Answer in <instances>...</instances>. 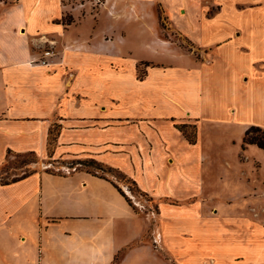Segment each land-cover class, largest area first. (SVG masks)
I'll return each instance as SVG.
<instances>
[{
	"label": "crops",
	"instance_id": "1",
	"mask_svg": "<svg viewBox=\"0 0 264 264\" xmlns=\"http://www.w3.org/2000/svg\"><path fill=\"white\" fill-rule=\"evenodd\" d=\"M30 2L0 7V168L13 154L49 157L56 127L53 157H87L118 169L159 201L166 247L160 253L147 238L151 215H140L113 182L86 170L49 172L42 163L23 179L0 183V264H121V253L145 241L170 264L175 257L180 264H212L211 257L213 264H264V224L245 218L239 230L232 229L237 220L203 217L192 201L199 188L198 160H179L180 149L200 144L206 120L239 125L242 139L253 125L254 105L264 103V92L255 87L264 81V57L252 58L248 31L233 25L222 37L210 32L198 40L202 59H176L180 64L153 69L144 79L133 63L140 57L115 52V39H100L116 27L103 21L121 7L116 0H106L101 20L75 37L65 31L88 18L79 20L77 6ZM47 2L52 4L45 7ZM52 5L55 11L46 10ZM68 13L72 20L64 22ZM217 24L205 20L203 34ZM46 40L57 43L49 67L34 63ZM178 91L188 93V104L196 95L199 111L184 107L159 115V102H177ZM179 119L196 122L195 144L177 128ZM181 164L180 175L175 167ZM176 225L193 238L188 244L175 243Z\"/></svg>",
	"mask_w": 264,
	"mask_h": 264
},
{
	"label": "rangeland",
	"instance_id": "2",
	"mask_svg": "<svg viewBox=\"0 0 264 264\" xmlns=\"http://www.w3.org/2000/svg\"><path fill=\"white\" fill-rule=\"evenodd\" d=\"M16 1L0 0V7L12 6ZM64 1L66 5H69V9L77 6L82 12L79 20L88 17L82 25L77 27L72 25L69 30L65 31L72 37H75L76 31L87 33L96 19L100 21L101 9L106 5V0ZM29 2L30 0H22L25 5L31 4ZM49 4L52 3L47 2L45 7ZM114 4H119L121 7L116 8L112 18L116 16L119 18L113 21L112 18L104 17L103 21L104 26L113 22L116 27L114 30L110 27L108 33L100 35V39L102 41L115 39L113 41L117 48L115 52L122 51L126 57L132 54L140 57L141 59L136 58L133 63L138 70L136 74L144 79L153 69H165L166 64H180L176 59L186 58L187 62L189 59H202L204 50L199 47L198 40L211 36L210 32H218L220 37L225 36L232 32L233 25L248 31L246 41L251 45L252 58L264 57V35L260 33L261 30L264 33V0H116ZM46 10L55 11V8L52 5ZM46 15L47 12L37 16L43 18ZM91 15L93 18H90ZM71 17L73 15L68 13L63 21L68 22ZM205 20H211L220 25L208 27V33L203 34ZM56 44L55 41L46 40L39 47L56 51ZM241 46L243 47L244 44ZM232 53L230 51L225 54ZM70 74L71 82H73L76 73L72 71ZM255 87L256 93L263 95L264 81H260ZM178 93L180 100L177 102H159L157 109L159 115L178 114L184 107H192L194 111H199L201 104L198 103L196 95H193L191 104H188V93L186 94L185 91H178ZM258 94L256 95L261 97ZM254 106L251 116L253 125L248 126L246 130L251 126L264 128V103ZM82 107L79 106V109ZM178 122L181 124L184 121L179 119ZM188 124L196 125V122L192 121ZM240 128L237 124L225 121L206 120L200 130V144L187 150L180 149L179 160L183 164L198 160L196 178L199 188L196 189V196L192 201L199 205V213L203 214V217L205 214L207 220L209 217L222 221L237 220L232 225V229L242 230L250 217L253 223L264 224V151L252 145L243 148L242 129ZM192 131L188 129L189 133ZM49 148L50 155L43 161L31 153L9 156L0 168V183L30 173L42 163L49 172L53 173L70 174L76 170L96 173L119 187L140 215H151L147 238L152 239L160 253H164L166 242L161 227L163 218L157 199L138 189L131 180L127 177L123 178L117 171H109L108 168L111 167L99 163L103 171L97 170V165L91 164L92 159L87 157L66 155L55 158L52 156L53 144ZM175 168L181 175L182 164ZM181 187L184 186H178V189ZM167 201L172 202L173 205H181L173 199H167ZM184 203L187 204V202ZM210 223L214 228L215 222L211 220ZM181 226L176 225L175 243L184 240L182 242L184 246L193 238L185 234L188 233L187 229L184 228L182 232L183 227ZM145 243L132 250L128 248L125 253H121L119 255L121 260L123 259L121 264H170L146 241ZM167 258L171 259L169 255ZM173 262L180 264L176 257ZM209 263L213 264L214 258L211 257Z\"/></svg>",
	"mask_w": 264,
	"mask_h": 264
},
{
	"label": "trees",
	"instance_id": "3",
	"mask_svg": "<svg viewBox=\"0 0 264 264\" xmlns=\"http://www.w3.org/2000/svg\"><path fill=\"white\" fill-rule=\"evenodd\" d=\"M71 20L72 19L70 18V20L68 22H70ZM177 128L181 131V133L184 135V137L186 138V140L190 144L196 143V141H197V127H196V125H189L187 123H182V124L177 125ZM188 129H192L193 131L191 133H189ZM55 131H56V127H54L53 131L51 132V137L49 139V147L52 144L53 145L55 144V141H56V134H54ZM250 145L256 146L259 149H261L262 151H264V128L259 127V126H251L245 131V135L243 137V148H245L246 146H250ZM90 163L93 165L94 164L97 165V167H96L97 170L103 171L102 165H100L97 161L90 160ZM108 170L109 171H112V170L117 171L119 174H121V176L123 178L127 177L129 180H131L133 185H135L139 189L136 182L133 181L130 177H128L126 174H124L120 170L115 169V168H108ZM28 175H29V173H26V174L22 175L20 178H14L11 181L2 182L1 184H7L9 182H15L19 179L25 178ZM120 191H121V193H123L121 189H120ZM127 201L129 202V204H131L130 200L127 199Z\"/></svg>",
	"mask_w": 264,
	"mask_h": 264
},
{
	"label": "built area",
	"instance_id": "4",
	"mask_svg": "<svg viewBox=\"0 0 264 264\" xmlns=\"http://www.w3.org/2000/svg\"><path fill=\"white\" fill-rule=\"evenodd\" d=\"M54 55L55 53L53 50H44L41 59L36 60V62L34 63L39 64L41 66L49 67L52 64L50 59L54 57Z\"/></svg>",
	"mask_w": 264,
	"mask_h": 264
}]
</instances>
